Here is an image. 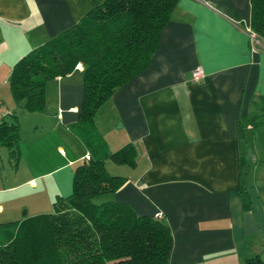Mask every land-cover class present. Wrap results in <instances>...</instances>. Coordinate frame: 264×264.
Returning <instances> with one entry per match:
<instances>
[{
    "label": "crops",
    "instance_id": "1",
    "mask_svg": "<svg viewBox=\"0 0 264 264\" xmlns=\"http://www.w3.org/2000/svg\"><path fill=\"white\" fill-rule=\"evenodd\" d=\"M105 1L0 0V128L4 136L18 125L20 134L16 145L0 138V225L53 213L91 159L79 133L83 66L47 84L43 113L18 107L13 69ZM251 14L252 0H178L148 69L95 117L109 154L136 149L133 168L106 161L107 171L108 162L130 170L108 171L127 181L101 201L140 217L161 213L174 238L170 264H264V130L239 127L264 97V40L251 39Z\"/></svg>",
    "mask_w": 264,
    "mask_h": 264
},
{
    "label": "trees",
    "instance_id": "2",
    "mask_svg": "<svg viewBox=\"0 0 264 264\" xmlns=\"http://www.w3.org/2000/svg\"><path fill=\"white\" fill-rule=\"evenodd\" d=\"M177 2L106 0L15 65L11 94L27 113H43L47 84L83 66L85 93L79 133L91 159L76 167L73 193L57 198L53 213L0 225V264H170L174 238L169 225L138 216L129 204L101 201L127 181L109 174L106 161L133 168L136 149L127 145L109 154L96 133L95 117L120 88L148 69ZM251 30L264 40V0H252ZM256 107L255 114L239 121L240 132L248 126L264 130V97ZM3 128L1 125L0 138L4 144L16 145L18 125L6 127L12 132L4 136ZM242 187L241 198L249 208L247 188ZM247 264L261 262L255 257Z\"/></svg>",
    "mask_w": 264,
    "mask_h": 264
},
{
    "label": "built area",
    "instance_id": "3",
    "mask_svg": "<svg viewBox=\"0 0 264 264\" xmlns=\"http://www.w3.org/2000/svg\"><path fill=\"white\" fill-rule=\"evenodd\" d=\"M249 34H250L251 39L255 41L256 38H257L256 34L253 33L252 30H249ZM204 75L205 74H204L203 69L198 68V69H196L193 72V80L196 81V82H198L201 79H203ZM0 110H1V101H0ZM8 114L9 115H12L11 113H5V115H8ZM86 160H90V155L89 154L86 156ZM161 218H162V214L160 213V214L157 215V218L156 219L161 220Z\"/></svg>",
    "mask_w": 264,
    "mask_h": 264
},
{
    "label": "rangeland",
    "instance_id": "4",
    "mask_svg": "<svg viewBox=\"0 0 264 264\" xmlns=\"http://www.w3.org/2000/svg\"><path fill=\"white\" fill-rule=\"evenodd\" d=\"M115 166V165H114ZM132 168V167H131ZM128 170H130L129 169V167H127V166H125V167H115L114 169H113V167H112V163L111 162H108V171L112 174V173H114V174H118V175H120L121 173H126V172H128ZM125 171V172H124Z\"/></svg>",
    "mask_w": 264,
    "mask_h": 264
}]
</instances>
